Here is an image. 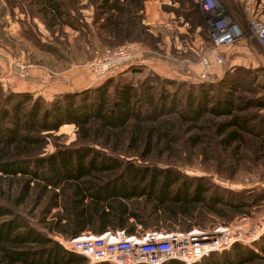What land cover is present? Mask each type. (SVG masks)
Instances as JSON below:
<instances>
[{
    "label": "trees",
    "instance_id": "16d2710c",
    "mask_svg": "<svg viewBox=\"0 0 264 264\" xmlns=\"http://www.w3.org/2000/svg\"><path fill=\"white\" fill-rule=\"evenodd\" d=\"M5 1L32 20L38 18L53 35L65 28L85 29L94 40L78 0ZM89 1L99 12L95 25L108 36L126 27L137 30L139 12L148 0ZM178 2L179 10H165L179 15L191 30L204 28L198 0ZM140 27L146 38H154L147 27ZM37 46L57 53L54 47ZM248 74L235 68L218 83L201 84L154 73L139 81L124 75L95 88L59 94L50 103L0 82V264L87 263L34 221L51 234L73 239L118 229L134 234L137 225L144 230L159 227L161 218L188 229L197 212L205 210L224 220L247 214L242 210L264 194L190 177L177 163L185 153L208 157L215 149L219 156L236 160L246 158L243 149L264 152V118L244 115L263 110L264 100L239 97ZM67 125L76 127V140L56 143L48 153L51 139ZM203 216L198 215L199 224ZM196 264H264V237L253 247L236 244Z\"/></svg>",
    "mask_w": 264,
    "mask_h": 264
},
{
    "label": "rangeland",
    "instance_id": "374dc122",
    "mask_svg": "<svg viewBox=\"0 0 264 264\" xmlns=\"http://www.w3.org/2000/svg\"><path fill=\"white\" fill-rule=\"evenodd\" d=\"M78 1L82 18L88 28L91 29L92 32L90 33H93L94 40H91L89 35L87 36L89 31L85 29L79 32L65 28L63 33L58 32L53 35L38 18L32 20L30 15L21 14L18 8L11 9L5 0H0V82L2 79H6L11 72L19 77L23 66L33 67L32 72L37 70L39 74L44 76L46 81L52 80L53 76L65 75L72 79L74 84H77L78 89L85 87L89 83L92 79L90 74L102 78L111 72L110 75H115L111 78L119 79L121 76L126 75L129 79L139 81L150 73H154L160 76L163 75L162 77L164 78H168L165 77V75H168V79L170 77H182L181 79L171 78L182 83L201 84L218 83L228 71L241 68L248 71L249 74L247 81L241 87L239 97L252 99L257 103H259L258 101L261 102V99L264 100V47L251 35L250 31V25L253 21L264 23V0H215L219 8L224 10L227 17L234 18L242 24L245 32V36L232 46L230 53L225 54L224 58L222 57L223 62H217L221 66L220 70L225 69L221 79L220 74L191 73L188 70L189 63L187 62L197 61L201 65L202 61L212 51L208 49V46H205L204 50L198 51L199 54L195 52V48L191 44L195 36L194 33L197 30L195 26L191 30L190 25L188 26L185 23L190 36H187L184 32L179 34L178 37L176 25L180 26L182 19L175 12L169 11V13L175 14V18H170L171 25L175 26V31L171 28H164L162 23L157 28L152 27L151 23H148L149 25L139 23V30L132 32V29L128 31V27H126V30L119 34L113 32L106 36L94 23L99 16L96 6L92 5L89 0ZM166 7L178 10L180 8L178 0H168L167 6L163 8L165 9ZM141 11H144V9ZM202 15L205 19L206 28V16L203 13ZM142 25L149 29V32L154 36L153 39L146 38L140 32L142 30L140 26ZM131 32L132 39L127 41L126 38H129L128 34ZM149 32L147 31V33ZM177 37L178 39L180 38L183 44L187 42L190 46L174 50L172 44L175 41L179 43L176 40ZM88 39H90L89 42ZM90 41H92V44ZM38 43H40V46L45 45L56 48L57 53L48 51L47 48L38 47ZM189 53L193 54V58L189 57L190 55L186 57ZM114 54L118 59L116 69L113 68V71H108L104 76L95 73V66L101 63L104 64L106 59L113 57L110 55ZM136 67L138 69L137 72L128 73L130 69ZM32 72L30 76H32ZM102 80L106 82L108 79L106 80L104 77ZM1 83L6 88H10V85L6 84L5 80ZM61 83L66 84L65 81ZM11 90L14 91V89ZM32 94L36 97H42L49 103L55 98L53 94ZM247 113H259V119L264 118V109H252L244 115ZM256 122L258 123V120L253 122L252 125ZM55 136L60 138H57V140L55 139L56 137L51 139L47 149L48 153L54 152L56 143L58 145H70L73 143L76 140V127L73 125L64 126ZM251 140L254 141V139ZM241 153L246 157L245 159L242 157L243 160L227 158L225 155L219 156L216 149L208 157L203 156L199 152L197 157L189 158L192 155L185 153L183 154V160L181 162L178 161L177 167L185 175L207 177L215 185L225 189L233 191L248 190L264 194V152L257 154L253 149H243ZM213 210L216 209L214 208ZM203 212L204 216L201 218V224H199L198 215L203 214ZM203 212L199 211L197 215L195 214L197 216L196 220H193L195 224L188 229L183 228L182 224H173L171 221H166V218H161L159 227L155 226L158 228L153 227L150 229L164 228L166 230L189 231L194 227L214 229L218 225L261 226L260 220L264 218V198L255 201L250 207L244 208L242 212L247 214L242 213L243 215L236 216L232 220L221 219L217 213L207 210ZM131 222H134V220ZM34 223L54 240V234L43 229L37 221H34ZM168 225L173 227L168 228ZM263 237L264 233L261 239ZM247 247H253V244Z\"/></svg>",
    "mask_w": 264,
    "mask_h": 264
},
{
    "label": "built area",
    "instance_id": "2783aa9c",
    "mask_svg": "<svg viewBox=\"0 0 264 264\" xmlns=\"http://www.w3.org/2000/svg\"><path fill=\"white\" fill-rule=\"evenodd\" d=\"M198 3L206 16V29L213 52L217 54V62L222 63L221 51L232 47L245 36L242 24L227 17L215 0H198ZM250 31L264 47V23L253 21ZM115 54L110 55L114 58L108 57L104 64L96 65L95 73L104 76L116 69L118 59ZM32 68L21 67L19 78L29 77ZM15 77L11 72L1 82L5 80L6 84H11ZM260 224L250 227L218 225L214 229L194 227L189 231L164 228L144 230L137 225L134 234L118 229L101 235L87 232L73 239L55 234L53 237L66 251L84 257L86 264H167L171 261L196 264L214 254L229 251L236 244L254 245L264 233V218Z\"/></svg>",
    "mask_w": 264,
    "mask_h": 264
},
{
    "label": "crops",
    "instance_id": "0c3cea01",
    "mask_svg": "<svg viewBox=\"0 0 264 264\" xmlns=\"http://www.w3.org/2000/svg\"><path fill=\"white\" fill-rule=\"evenodd\" d=\"M167 4H168V0H148L146 1L144 3V11L139 12V14L142 16V23L143 24L151 23L150 25L156 28L162 23L164 28H171L172 30L175 31V26L173 24L171 25V20H170V18L171 19L175 18V14L171 12L169 13L163 8L164 6H167ZM176 27L178 30V37H179V34H183L184 32L187 36H190L188 33L187 26L183 22L181 23L180 26L176 25ZM194 34L195 36L193 38V41H191V44L195 48V52L199 54L198 51L204 50L205 46H208V49H211L212 52L209 56H207L206 59L202 61L201 65L197 61L187 62L189 63L188 70L191 73L192 72L211 73L213 75L220 74V79H221L224 75L223 73L225 69L220 70L221 66L217 63V54L213 52V45H212L211 40L209 39L205 26L204 28L202 27L197 28L196 33ZM178 37L176 40H178L179 43L175 41L174 44H172L174 50L175 49L180 50L181 48H187V46H190L189 43L187 42L183 44V42H181L180 38L178 39ZM231 49L232 47L223 49L220 55L224 58V55L225 54L227 55V53H230ZM188 56L193 58L192 53H189L188 55H186V57ZM180 69H182V67H180ZM110 73L105 76L106 80L115 76L113 74L110 75ZM90 76L92 79L89 81V83L85 85V87L78 89L77 84H74V81L72 82V79L66 77L65 75L59 76V77L53 76L52 80L46 81L44 79V76L39 74V72L35 70L32 72V76H30L27 79H21L18 76H16L14 80L12 81V83L9 85H10V89H14L15 92H30V93H38L41 95L53 94L56 96V95L64 94V93L81 92L87 89L100 86L105 82L104 80H102L104 77L102 78L97 77V76L95 77L92 74H90ZM165 77L169 78L168 75H165ZM171 78H174V77H170V79ZM181 78L182 77L180 78L175 77L174 79H181ZM60 81L61 82L65 81L66 84H63ZM83 84H86V83H83Z\"/></svg>",
    "mask_w": 264,
    "mask_h": 264
}]
</instances>
